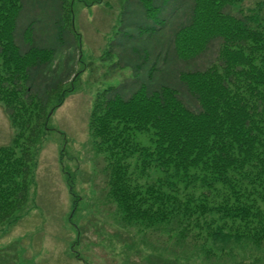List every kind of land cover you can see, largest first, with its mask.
<instances>
[{
  "label": "trees",
  "instance_id": "16d2710c",
  "mask_svg": "<svg viewBox=\"0 0 264 264\" xmlns=\"http://www.w3.org/2000/svg\"><path fill=\"white\" fill-rule=\"evenodd\" d=\"M249 1L122 4L101 62L131 72L97 92L88 128L101 200L122 232L151 241L140 264H264V0ZM68 3L0 0L14 130L0 146V229L22 218L34 150L79 74Z\"/></svg>",
  "mask_w": 264,
  "mask_h": 264
},
{
  "label": "rangeland",
  "instance_id": "374dc122",
  "mask_svg": "<svg viewBox=\"0 0 264 264\" xmlns=\"http://www.w3.org/2000/svg\"><path fill=\"white\" fill-rule=\"evenodd\" d=\"M123 2L69 0V23L80 36L82 63L66 88L63 104L51 112L52 130L34 150L25 212L17 223L0 229V264H140L141 255L153 250L149 238L122 232L101 200L99 160L88 128L97 92L120 83L131 72L128 68L113 74L114 61L101 62L120 25ZM13 136L0 105V146L8 145Z\"/></svg>",
  "mask_w": 264,
  "mask_h": 264
}]
</instances>
